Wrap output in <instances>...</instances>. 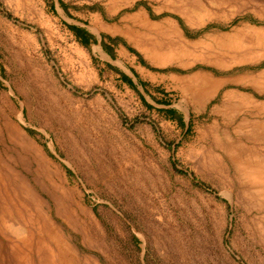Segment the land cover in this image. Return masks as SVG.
I'll return each instance as SVG.
<instances>
[{"label": "rangeland", "instance_id": "rangeland-1", "mask_svg": "<svg viewBox=\"0 0 264 264\" xmlns=\"http://www.w3.org/2000/svg\"><path fill=\"white\" fill-rule=\"evenodd\" d=\"M262 72L264 0H0V264H264Z\"/></svg>", "mask_w": 264, "mask_h": 264}, {"label": "bare ground", "instance_id": "bare-ground-1", "mask_svg": "<svg viewBox=\"0 0 264 264\" xmlns=\"http://www.w3.org/2000/svg\"><path fill=\"white\" fill-rule=\"evenodd\" d=\"M234 42V41H233ZM231 50V49H230ZM241 52V51H240ZM223 54V53H222ZM263 76H264V72ZM261 78V77H260ZM260 78L258 81H260ZM203 79V78H201ZM206 79V77H205ZM256 80V79H255ZM262 80V79H261ZM264 80V78H263ZM201 81V80H200ZM206 84H212L210 80H205ZM201 82H204L203 80ZM218 83V82H217ZM254 83V82H253ZM256 83V82H255ZM206 86V85H205ZM205 92V91H204ZM200 94V92H199ZM211 94V93H210ZM203 95V94H202ZM234 95V94H233ZM200 97H198L199 99ZM204 98V97H203ZM228 106V105H227ZM231 107V106H230ZM256 122V121H253ZM252 122V123H253ZM264 122V121H263ZM261 126V125H259ZM259 126L257 128H259ZM250 127V126H249ZM263 129V139H264V125H262ZM245 131V130H244ZM262 132V131H261ZM258 140V139H257ZM262 142V141H261ZM255 144V143H254ZM253 145V144H252ZM234 146V145H233ZM255 146V145H254ZM261 146V145H260ZM236 148V146H235ZM257 149V148H256ZM248 151V150H247ZM246 151V152H247ZM256 154H249L250 151L248 152V156L245 158V153L243 152L244 155H241L244 157L243 159H240L237 154L232 153L231 155V160L234 162L237 167L239 168L240 173H242L245 176V182L250 185V187L254 188V192L256 195L259 197V200L262 201V205H264V157H260L258 155V152L254 150ZM253 152V153H254ZM241 153V152H240ZM260 154V153H259ZM263 154V153H262ZM250 188L247 190L249 191ZM248 193V192H247Z\"/></svg>", "mask_w": 264, "mask_h": 264}, {"label": "trees", "instance_id": "trees-1", "mask_svg": "<svg viewBox=\"0 0 264 264\" xmlns=\"http://www.w3.org/2000/svg\"><path fill=\"white\" fill-rule=\"evenodd\" d=\"M74 32L75 34L78 36V37H81L82 38V41L84 44H89L91 41L92 42H98V39L93 36L92 34H90L88 31H86L85 29L83 28H79V27H76V26H71L70 27ZM123 78L127 81V82H130V79L127 75H123Z\"/></svg>", "mask_w": 264, "mask_h": 264}, {"label": "crops", "instance_id": "crops-1", "mask_svg": "<svg viewBox=\"0 0 264 264\" xmlns=\"http://www.w3.org/2000/svg\"><path fill=\"white\" fill-rule=\"evenodd\" d=\"M167 22H169V21H167ZM169 23H170V22H169ZM170 24H171V23H170ZM172 24H173V23H172ZM180 32H181V31L176 30V33H177V34H180ZM123 74L127 75V76L129 77L130 81L135 82V80L131 77V75H129V74H127V73H123ZM135 74H137V75L140 74V71H139L138 69H136V68H135ZM199 75H203V74L199 73ZM135 83H136V82H135ZM233 93H234V92L229 93V95H230V94H233ZM238 94H239V93H238Z\"/></svg>", "mask_w": 264, "mask_h": 264}]
</instances>
